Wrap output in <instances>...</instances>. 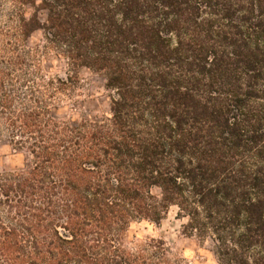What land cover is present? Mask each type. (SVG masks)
I'll list each match as a JSON object with an SVG mask.
<instances>
[{
    "label": "trees",
    "instance_id": "16d2710c",
    "mask_svg": "<svg viewBox=\"0 0 264 264\" xmlns=\"http://www.w3.org/2000/svg\"><path fill=\"white\" fill-rule=\"evenodd\" d=\"M81 70L100 118L58 115ZM0 141V264H183L128 238L172 207L218 264H264V0H0Z\"/></svg>",
    "mask_w": 264,
    "mask_h": 264
},
{
    "label": "rangeland",
    "instance_id": "374dc122",
    "mask_svg": "<svg viewBox=\"0 0 264 264\" xmlns=\"http://www.w3.org/2000/svg\"><path fill=\"white\" fill-rule=\"evenodd\" d=\"M40 39V33L34 34L29 40V45L39 43ZM42 66L50 71V75L64 77L66 72L64 62L53 56L48 57ZM74 76L78 80V85L72 91L78 97V107L73 108L71 103L65 104L58 111V115L77 120L80 113L94 118H100L107 113L108 99L103 80L86 70H81ZM21 164L20 155L14 154L5 141H0V172L19 167ZM177 213L178 210L172 207L159 225L147 223L134 225L128 234L129 240L134 243L144 242L147 239L161 240L171 255L180 259L183 264H218L212 251L211 241L206 239L200 242L186 234L184 226L187 219L178 217Z\"/></svg>",
    "mask_w": 264,
    "mask_h": 264
}]
</instances>
